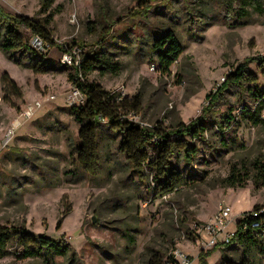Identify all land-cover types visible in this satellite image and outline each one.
Segmentation results:
<instances>
[{
	"label": "rangeland",
	"instance_id": "1",
	"mask_svg": "<svg viewBox=\"0 0 264 264\" xmlns=\"http://www.w3.org/2000/svg\"><path fill=\"white\" fill-rule=\"evenodd\" d=\"M238 1L165 4L156 0L147 16L134 17L135 11L142 10L137 0H54L46 9L43 0H0L5 11L36 20L44 21L53 12L47 27L57 43L47 54L53 63L47 71L17 65L0 50V138L19 108L43 100L0 153V225H24L69 245L66 255L51 257V264H141L147 248L165 255L181 250L193 258L192 264H200L199 252L210 249L207 264H225L223 254L233 261H241L244 255L249 264H264V253L257 247L246 252L245 246L235 243L204 248L192 232L195 224L210 221L221 205L232 206L228 229H234L243 211L264 204V187H255L251 180L243 187L222 185L233 168L250 171L252 162L264 161V108L263 122L258 124L240 114L245 104L253 110L259 106L247 89L229 86L215 108L237 116L238 124L227 131L235 146L221 148L217 136L207 133L206 141H196L200 147V158L192 165L196 180L156 196L136 178L107 129L98 173L86 172L75 161L80 124L70 107L80 99L69 97L75 90L69 80L72 67L59 63L65 49L78 46L83 56L102 45L104 55L121 68L118 74L94 69L87 74L90 82L130 99L138 96L134 120L148 125L188 123L201 113L207 96L218 91L229 72L248 58L264 55V11L250 9L248 20L241 23L230 11L239 9ZM168 29H174L185 46L169 75L157 69L147 51L152 34ZM24 36L39 51H46L29 32ZM248 67L264 90V69L256 61H249ZM4 73L15 81L22 97L12 93L11 86L5 89ZM50 95L54 98L46 101ZM209 145L215 146L212 151ZM64 210L69 212L62 216ZM261 241L264 244V235ZM17 249L10 247L0 264H47L43 257L21 259Z\"/></svg>",
	"mask_w": 264,
	"mask_h": 264
},
{
	"label": "trees",
	"instance_id": "2",
	"mask_svg": "<svg viewBox=\"0 0 264 264\" xmlns=\"http://www.w3.org/2000/svg\"><path fill=\"white\" fill-rule=\"evenodd\" d=\"M53 1L43 0L45 9ZM137 1L142 10L135 11L134 17L147 16L152 8L151 3L156 0ZM159 1L166 4L170 0ZM238 2L239 9L234 8L230 11H234L233 17L242 21L241 23L248 20L250 9L257 12L264 11L262 0ZM207 11L209 9L205 7L204 13ZM53 15L51 12L44 21H41L25 15L12 14L0 5V50L17 65L31 67L37 71H47L53 64L47 58V54L57 46L53 33L47 27ZM25 32L38 37L46 51L41 52L30 44L25 39ZM100 46L92 54L84 55L80 67H72L69 74V80L85 96V102L70 107L71 114L80 124L78 132L80 142L74 147L75 161L90 174L95 175L99 171L101 143L105 135L104 130L107 129L116 139L118 153L124 157L136 178L147 183L149 189L155 190L156 196L168 195L194 182L197 175L193 172L192 165L200 158V147L196 141H206V134L212 131L217 136L221 148L230 150L235 146V140L230 138L227 131L232 125L238 124L237 116L231 111L215 110L220 96L231 85L247 89L249 96L259 103L257 110L250 109L245 104L240 114L254 124L263 122L261 111L264 108V90L257 86V76L249 69L248 63L256 61L264 69V55L248 58L238 64L234 71L229 72L218 91L207 96L208 103L203 106L201 113L188 123L180 121L165 125L163 121H159L154 125H145L129 118V115H137L139 112L138 96L130 99L120 93L106 90L87 79V74L97 68L115 74L120 71L121 64L106 57L105 48ZM184 50L185 46L174 29L153 33L147 43L151 61L162 74H170L171 66ZM3 79L7 80L8 86L5 85L7 91L11 86V92L22 97L20 88L8 73L3 74ZM3 99L9 101L8 95L4 94ZM209 146L211 151L215 147ZM250 169L252 170L242 171L233 168L228 176L222 179V185L243 187L248 180H251L255 187H264V161L255 160ZM260 206L262 205L257 204L252 210ZM68 212L69 210H64L62 216ZM243 215L244 217L239 218L236 224L235 237L227 247L235 243L245 246V252L257 247L264 253V244L261 241L264 235V223L255 226L254 223L259 222V218L252 217L251 211H244ZM61 223L60 217L59 227ZM14 245L18 248L16 254L19 258L43 257L47 264H51L50 259L53 255H66L70 250L69 245L47 235L34 233L24 225L11 227L0 225V258L10 253V247ZM211 251L210 249L199 252L200 264H207V257ZM222 258L225 264H249L244 255L241 261H233L226 254H223ZM141 264H179V262L173 254L165 255L159 249L147 248Z\"/></svg>",
	"mask_w": 264,
	"mask_h": 264
},
{
	"label": "built area",
	"instance_id": "3",
	"mask_svg": "<svg viewBox=\"0 0 264 264\" xmlns=\"http://www.w3.org/2000/svg\"><path fill=\"white\" fill-rule=\"evenodd\" d=\"M75 19L76 17L75 15H73L71 20L75 21ZM35 38L37 41H39V43H42V41L38 37ZM64 51L65 52L61 55L59 59V63L63 66L68 67H80L84 59V55L81 56L82 49L78 46H74L70 49H65ZM223 80H225V78H223ZM77 96H79L80 99L79 104L85 102V96L80 92L79 89L75 87L73 95H70L69 97ZM53 98L54 96L50 95L47 96L45 100L48 101ZM42 105L43 100L37 99L33 102L26 103L23 108L19 110L17 116L12 120L10 126L5 131L3 137L0 138V153L10 145V143L15 137L16 130L21 127L27 120L31 119L35 115L36 111L42 107ZM133 116L135 117L137 115H129V118L134 120ZM141 123L145 124L143 122ZM250 211L252 217L259 218V222L254 223L255 226L264 223V204H262V206H260L258 209H251ZM243 213L244 211L236 220L234 229H228L229 224L232 222V206L229 204L221 205L210 221L195 224L193 233L197 236V240L201 244V247L203 246L204 248H210L216 246L219 243L226 245L229 244L235 237L236 224L239 218L244 217ZM175 255L173 256L178 260L179 264L193 263V258L188 254H185L181 250H177Z\"/></svg>",
	"mask_w": 264,
	"mask_h": 264
}]
</instances>
